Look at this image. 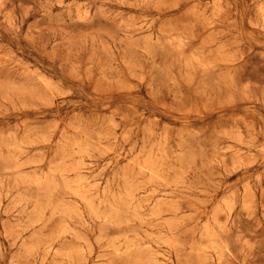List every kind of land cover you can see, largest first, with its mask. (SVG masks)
I'll use <instances>...</instances> for the list:
<instances>
[{
  "label": "rangeland",
  "instance_id": "1",
  "mask_svg": "<svg viewBox=\"0 0 264 264\" xmlns=\"http://www.w3.org/2000/svg\"><path fill=\"white\" fill-rule=\"evenodd\" d=\"M0 264H264V0H0Z\"/></svg>",
  "mask_w": 264,
  "mask_h": 264
}]
</instances>
